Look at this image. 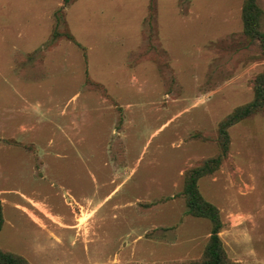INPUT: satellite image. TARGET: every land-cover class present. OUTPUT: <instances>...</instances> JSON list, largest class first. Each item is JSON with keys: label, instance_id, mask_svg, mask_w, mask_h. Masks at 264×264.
I'll return each mask as SVG.
<instances>
[{"label": "rangeland", "instance_id": "1", "mask_svg": "<svg viewBox=\"0 0 264 264\" xmlns=\"http://www.w3.org/2000/svg\"><path fill=\"white\" fill-rule=\"evenodd\" d=\"M243 4L0 0L1 249L31 264L203 257L212 223L187 213L185 173L220 152V122L264 72ZM229 133L199 188L230 259L264 264V111Z\"/></svg>", "mask_w": 264, "mask_h": 264}, {"label": "trees", "instance_id": "2", "mask_svg": "<svg viewBox=\"0 0 264 264\" xmlns=\"http://www.w3.org/2000/svg\"><path fill=\"white\" fill-rule=\"evenodd\" d=\"M66 2H69V0H66ZM63 9L64 8L61 7L58 11L61 12ZM263 18L264 9L260 4V0H244L242 8L244 34L250 41H257L264 52V30L261 24ZM53 36L54 38L60 37L61 33L55 31ZM66 36L74 40L77 45L84 49V46L76 40L72 32H68ZM259 111H264V72L259 73L256 77L254 98L236 107L220 122L218 127L220 152L215 156L205 158L199 164L188 169L185 173L183 193L188 207L187 213L194 217L207 218L212 223L210 238L203 257L199 260L192 261L190 264H237L228 256L220 236V232L224 226L220 209L202 194L199 188V180L203 176L211 174L220 168L229 151V128ZM3 222V210L0 201V230ZM0 264L31 263L21 255L11 251H4L0 248Z\"/></svg>", "mask_w": 264, "mask_h": 264}]
</instances>
